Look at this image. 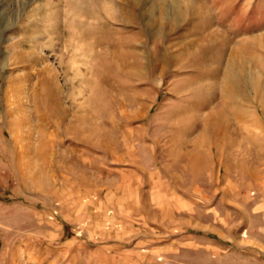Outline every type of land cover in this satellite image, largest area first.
<instances>
[{
	"label": "rangeland",
	"instance_id": "374dc122",
	"mask_svg": "<svg viewBox=\"0 0 264 264\" xmlns=\"http://www.w3.org/2000/svg\"><path fill=\"white\" fill-rule=\"evenodd\" d=\"M0 264H264V0H0Z\"/></svg>",
	"mask_w": 264,
	"mask_h": 264
}]
</instances>
